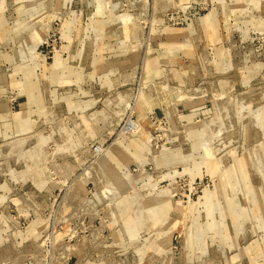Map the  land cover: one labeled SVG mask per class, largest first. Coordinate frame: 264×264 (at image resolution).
<instances>
[{
    "label": "rangeland",
    "instance_id": "374dc122",
    "mask_svg": "<svg viewBox=\"0 0 264 264\" xmlns=\"http://www.w3.org/2000/svg\"><path fill=\"white\" fill-rule=\"evenodd\" d=\"M0 264H264V0H0Z\"/></svg>",
    "mask_w": 264,
    "mask_h": 264
},
{
    "label": "built area",
    "instance_id": "2783aa9c",
    "mask_svg": "<svg viewBox=\"0 0 264 264\" xmlns=\"http://www.w3.org/2000/svg\"><path fill=\"white\" fill-rule=\"evenodd\" d=\"M126 130L133 132L135 130V122L128 121L126 124Z\"/></svg>",
    "mask_w": 264,
    "mask_h": 264
},
{
    "label": "bare ground",
    "instance_id": "6f19581e",
    "mask_svg": "<svg viewBox=\"0 0 264 264\" xmlns=\"http://www.w3.org/2000/svg\"><path fill=\"white\" fill-rule=\"evenodd\" d=\"M137 123H138V122H135V129H137Z\"/></svg>",
    "mask_w": 264,
    "mask_h": 264
}]
</instances>
